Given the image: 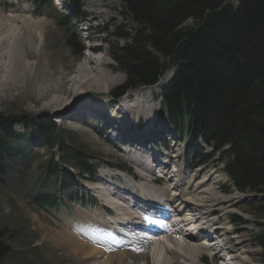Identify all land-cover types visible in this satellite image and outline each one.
<instances>
[{"label": "rangeland", "instance_id": "1", "mask_svg": "<svg viewBox=\"0 0 264 264\" xmlns=\"http://www.w3.org/2000/svg\"><path fill=\"white\" fill-rule=\"evenodd\" d=\"M38 1L39 0H0V20L29 19L44 20L46 23L44 43H42L44 50L42 51L39 49L38 52H35L36 54L27 53L24 59L26 63L38 62L37 64L39 65L42 60L45 61L47 56L63 50L65 55L68 54L70 56V61H75V64L73 63L75 65L73 67L74 70L79 63V61L75 59L80 57V55L82 56L89 53L87 45H84L85 40L83 37L85 35H82L80 32L81 27H89V31L93 33L94 36L97 35L101 38V41H94L99 42L96 45H101L103 47V53L101 51V53L98 52L99 54L94 55L95 58H99L98 60H100V56H104L106 60L105 63L117 69L116 75L121 80L120 83L111 87L106 94V99L110 100L112 105L116 104V102H120L121 105H123L121 101H123L126 96H131L135 91L139 92L142 89L141 85H132L134 83L128 77V73L123 71L124 68L122 64H124V61L116 62L112 58V55L121 58L122 51H119L121 48L128 46H130L129 48L135 47L134 52H132L133 49L129 51L132 53L129 61L126 62V64L130 62V64L133 65L132 60L134 56H139L138 51H143L142 46L138 47L137 43H133L134 41L120 40L116 37L117 32H123L126 37L137 36V33L143 29L140 28L131 17L127 16L124 5L120 0H83L81 2L80 11L85 22L88 18L92 20V15L84 5L86 2H97L101 4V10L103 11H110L106 6L111 5L112 10L110 13L118 22L115 25L107 26L105 29H103V23L95 21L98 19H93L94 21L90 23L86 22L85 25H83V23L80 24V21L83 20L80 18V20L71 17H69V19L65 17L64 19V16L68 14V9L65 10L58 7L52 0H49L47 3L43 2L38 6ZM236 1L238 0H235V2ZM230 3L232 7L235 8L232 0ZM86 14L88 18H84ZM67 20H71V23L69 24ZM76 20L79 22L77 26L74 25ZM71 26H73L74 30L71 29ZM180 26H182L181 29L190 28L194 26V23L192 20L187 19L184 20ZM120 27L124 29L118 31ZM75 37L78 38L80 47H83V50L74 47L72 41L76 39ZM87 38H89L88 35ZM104 38H106V40L102 41ZM33 43L35 46L37 45V42ZM89 45H92V43ZM145 50H147L151 56L157 57L159 61L162 60L160 54L147 47V45ZM42 52H44V56ZM79 60H81V58ZM169 65L170 64H168V66ZM168 68L173 72L176 70L173 65H170ZM168 68L160 77V79L162 78L161 81L165 79L164 74L168 71ZM69 71H66L68 74L62 75L55 74L54 76H49L47 74L48 77L39 68H36L34 73H29L28 77H26V74L22 76V72L18 71L21 73L14 76L17 80H15V83L20 87L18 92L21 96L18 98H11L10 94L6 93L5 98L0 99V115L8 118L9 123L17 124L13 128L15 138L12 144L15 147V151L11 154V158L7 159L2 165V170H0V225L6 227L8 233H11L8 236H4L2 239L6 245L11 247V251L9 255L4 258L3 264H156L154 261L158 255L157 252L161 248L163 249L162 253L166 262L178 263L181 258L172 256L171 249L174 248V246L171 243H167L166 246L153 243L143 246L142 241L137 240V243L128 244L124 247L125 244H127L126 242H129V240L131 241V239L123 235L122 232L121 234L118 232L115 234L112 233V235L113 241L121 242L124 248L118 249L117 247L103 245L98 242L96 244L89 242L88 219L89 217H93L94 219L95 217H102L101 208L98 207L89 210L88 207L82 210L78 203L70 204L69 199L74 195V192H78V201L83 203V200L86 201L87 197L90 195L93 196L95 195L94 193L98 192L96 187H107L109 188L108 191L105 189L102 194L99 193V196L102 197V201H104L105 205L109 207L108 202H113L111 198L118 194V191L114 192L112 189H116L115 186H119L120 188L127 184H132L130 180L131 177L125 176V174L121 173L118 169L124 167L129 171L131 170L130 172H132L134 176H137V185L143 183L138 177L140 172H144L138 167H135V165L128 163L125 159L126 156L119 153V150L124 153L122 148H125L124 146L126 145L120 141L116 132V135H114L116 138H113L112 135H107L105 131H109L110 129L105 123L107 118L101 119L96 112V115H85L84 118L87 120V126L85 127H80V125L78 127L75 125H62L59 116L42 112L39 107H36L37 102H40L45 94H49V101H52L51 98H55V94L50 93L53 90L51 88L54 82L62 86L63 82H65L68 85V79L72 76ZM107 74H109V76L112 75L109 71H107ZM166 77H169V75ZM168 83L165 84L163 89H165ZM139 88L141 89L138 90ZM46 89L47 91L43 93L42 91ZM66 89L68 90V87ZM152 98L151 101L155 106V118L152 123L154 129L151 132V136L147 137L158 140L162 138V136H160L163 135L162 132L165 134V136L156 143L157 148L158 145L166 147V149L161 148L159 150L158 156L165 154L166 157L162 158L167 159L170 167H175L187 175L184 177L191 178L194 171L199 169L195 172V176L197 177L198 175L199 177H197L194 182L198 190L196 188H192L191 190L193 199L200 200L203 197L205 198V195H201L204 191L209 192L219 199L217 202H220V205L213 209V212L216 213L215 216H221L213 218L211 220V226L205 227V230L208 232L218 228L217 232H220L219 235H221L219 243L223 245L225 238L229 243V248L234 250H236V248L232 244V238L240 237L245 239L248 248L253 252L248 257V264H264V249L260 244V239L264 240V194H255L250 190H237L224 172V163L220 161L221 154L219 152L214 153L209 145L207 146L200 140L195 142L193 148L195 150L201 149L203 154L210 158L206 164L194 167L193 165L196 160L192 157H188L187 154V149L189 147L188 138L178 135L177 130H175L174 133V129L169 124L168 118L163 114L164 102L162 99L160 102L161 97ZM97 99L100 100L101 98ZM106 99H103V101H107ZM48 100L44 99L45 103L41 101V104H43L42 106L48 104ZM85 102L90 103L89 99H86ZM96 102L97 100H93V103ZM23 119H26V121H48L50 124L54 125L56 137L52 135L48 138L33 136L32 132H29V129L26 131L20 123H16L17 120L23 121ZM140 122L141 126L137 125L136 127L135 125L131 128L132 131L130 133L133 136L145 134L144 129L146 124L144 123V119ZM168 125H170L172 129ZM159 126L160 128H158ZM31 131L33 130L31 129ZM155 134L160 135L155 136ZM108 137L116 139V141L110 143L107 141L110 140ZM137 139L140 142V138ZM48 140L50 143H47ZM52 141L58 143V148L57 146L51 148L50 144ZM128 144L137 146L134 145V143H127V145ZM155 146L153 147L154 153H156ZM147 147L150 148L151 146L148 145ZM154 153H152V155ZM173 155L178 156V158H172ZM190 155H192L191 152ZM84 164H88L89 171L92 170L94 173H92L93 175L83 172L81 167L84 166ZM151 164L154 170H151L148 175L144 173L146 177L148 179L153 177L157 178L159 176L164 178L165 176L158 173L159 169L155 168V164ZM59 166H63V168L61 169ZM184 168H187V170L185 171ZM59 169L65 171L64 173L67 176L66 185L68 186H66V188L61 184V179H65V176L61 174L62 171ZM202 169H205V173ZM57 172L58 176H54L53 174ZM203 173H215L214 176L211 175V181L215 183L214 188L208 190L209 183L201 186L204 181H201L200 176H203ZM106 177L110 180L119 177V180L115 179L109 181ZM92 179H95L96 187L89 183V180ZM180 179L181 177L172 179L171 183L170 181H165V185L161 184L159 186H153L148 183V190L152 191L158 197H164L166 199V194L163 193V190L172 187V183H174L179 184V186L178 188L174 187L176 190L173 192L177 194L185 193L184 195L191 198V195L186 191L187 186L180 182ZM122 181L124 182L122 183ZM109 182L112 183V189L107 185ZM199 184L201 185L199 186ZM47 192L52 195V198L61 201L63 207H60V210L50 213L43 209L42 204L34 203L36 196ZM184 195L182 196L184 197ZM125 199H127V197ZM97 203L98 206H102L98 201ZM117 204L124 206L122 202ZM204 205L205 204L201 203L199 207L204 210ZM190 207L195 208L193 206ZM195 209L197 210L195 211L197 214L202 212L197 208ZM135 216L138 215L135 214ZM225 216L226 218L224 219ZM200 220L205 221V216L202 215V219ZM64 223L66 225L65 227H63ZM75 223L77 226L74 225ZM95 229H98V227ZM105 229L106 232L103 234H107L108 229L106 227ZM113 230L115 229H109L110 232H113ZM230 230H232L233 233L226 235V232ZM66 236L69 237L68 242L65 238ZM181 237L183 238V236L179 238L182 239ZM135 240L136 239H134V241ZM217 244L218 242L214 245ZM89 247L98 249L97 251L100 252L102 258L98 257V259H91ZM135 249L139 250L137 251ZM189 249L197 254L196 258L187 261L189 264H193L194 262H196V264H220L221 262V258L216 259V261L212 259V256H214V258L215 256L218 257L217 251H212L209 255L208 252L201 253L191 249L190 246ZM215 249L218 250V246L215 247ZM123 251H125L124 255L122 254ZM230 255H232V258H235L230 264H241V260L238 258L241 255H239L238 251L231 252ZM109 256H114V260L110 263L106 259ZM201 257L207 262H203ZM104 259H106V261Z\"/></svg>", "mask_w": 264, "mask_h": 264}, {"label": "trees", "instance_id": "2", "mask_svg": "<svg viewBox=\"0 0 264 264\" xmlns=\"http://www.w3.org/2000/svg\"><path fill=\"white\" fill-rule=\"evenodd\" d=\"M48 1L39 0L38 6ZM63 1L74 15L81 13L83 0ZM120 1L127 16L143 29L137 36L117 32L116 37L134 41L143 51L134 56L133 65L126 62L135 47L121 48V58L112 55L113 60H123V71L132 85L142 87L155 86L163 72L175 66L160 99L169 124L178 135L188 138L186 153L196 160L194 167L206 164L210 158L193 148L200 140L221 154L224 172L237 190L264 194V0H238V5L232 1L235 8L231 0ZM187 19L194 26L181 29L180 24ZM72 43L80 49L76 39ZM146 45L162 60L151 56ZM16 123L33 136H55L54 125L46 120L23 119ZM15 125L0 115V170L15 151ZM50 145L55 148L58 143L52 141ZM81 168L85 174L93 173L88 164ZM61 169L65 176L61 184L66 188L67 176ZM53 175L58 176V172ZM56 201L48 192L34 199L35 204L51 208ZM9 234L0 225V264L11 251L2 240ZM260 244L264 249L263 239Z\"/></svg>", "mask_w": 264, "mask_h": 264}, {"label": "bare ground", "instance_id": "3", "mask_svg": "<svg viewBox=\"0 0 264 264\" xmlns=\"http://www.w3.org/2000/svg\"><path fill=\"white\" fill-rule=\"evenodd\" d=\"M232 1L235 2V0ZM235 3L236 5H238V1H236ZM84 5L88 10V12L92 15V20H90L86 14L85 18H88V20L86 21L87 23L93 22L95 19H98L95 21H98L99 23H103V29H105L107 28V26L115 25L118 22V20H115L113 15L110 13V11L112 10L111 5H107V6L105 5L106 8H108L110 11L101 10L102 5L98 4L97 2H92V3L86 2ZM67 22L70 24L71 20H67ZM86 22L84 20L80 21V23L81 24L83 23V25H85ZM78 23L79 22L75 21L74 25L77 26ZM45 29H46V23L44 20H29V19L0 20V99H4L6 93H9L11 98L13 97L18 98L21 96L20 93L18 92L20 87L15 83L16 77L14 76V75H18L21 72H22L21 73L22 76L26 74V77H28L29 73H34L35 69L39 68L48 77V75L54 76L55 74L58 75L68 74L66 73V71L70 70L69 72L71 73L72 76L68 79V85L65 82H63V86L61 84H57L54 82L51 88L53 90L50 93L55 94V98L54 99L51 98L52 101H49L48 100V98L50 97L49 94H45L41 99V101L45 103L44 99L48 100V104L42 106L43 104H41L40 101L37 102L36 107H39V109L42 112H47L59 116L60 123L62 125H75L76 127H78L79 125L80 127L87 126V120L84 118L85 115H96L98 113L101 119L107 118L105 123L106 126L110 128L109 132L110 133L116 132L117 136L120 138V141L124 143V145L128 146L127 148L123 149L124 153H122L121 150L118 149L120 154H124L126 156L125 159L128 161V163L135 165V167H138L144 173H147V175L151 172V170H154L153 165L151 164L153 163L155 164V168L159 169L158 173H161L162 176H164V174L160 172V170L161 167L167 168V166H164L165 165L163 162L164 158H162V157H166V155L162 154L158 156L159 152L154 153L153 147L156 145L157 142H159L165 136V134L163 132H162L163 135L155 134V136L157 135L162 136V138L158 140H154L153 138H148L151 136V132L154 129V127H152V123L155 118V106L153 105L151 98L153 97L152 99H154L155 97L158 96L160 98L159 90L160 89L162 90L165 84L172 78L173 71L171 70L166 71V73L164 74L165 79H163L162 81L160 80L155 86L142 87V89L139 88L138 90L141 89L139 92L135 91L133 95L126 96L123 99V101H121L123 105H121L120 102L119 103L116 102V104L112 105L110 103V100L108 101L106 99L107 98L106 94L109 92L111 87L120 83L121 80L116 75L117 69L105 63L106 60L104 56L103 57L100 56V60H98L99 58H95L94 56L95 54L97 55L101 52L103 53V47L101 45H96L99 42H94V41L97 40L101 41V38H99L97 35L94 36L93 33L89 31V27H81L80 32L82 35H85L83 37L84 40L86 39L87 35L89 36L87 40L89 41V44L92 43V45H89L88 54L82 56L80 55V57L75 59L76 61L78 60L79 63L76 65L74 70L73 67L75 66L74 65L75 61H70L69 59L70 56L68 54L65 55L63 50H61L60 52L57 51L47 56L45 61L42 60V62H40L39 65L37 64L38 62L26 63L24 59L26 58L27 53L34 54L36 51L38 52L39 49H41L42 51L44 50L42 43H44ZM71 29L74 30L73 26H71ZM87 40H85L84 42L85 46L87 45L86 44ZM104 40H106V38L102 39V41ZM76 41L80 46L78 38H76ZM33 42H37V45L35 46ZM79 50H83V47H80ZM42 55L44 56V52H42ZM80 58L81 60H79ZM107 71H109L113 76L112 75L109 76V74H107ZM168 75L169 77H166ZM67 87L68 90L66 89ZM46 91L47 89L43 90L42 92L45 93ZM97 98H101L102 100L101 99L99 100ZM86 99L87 100L89 99L90 103L85 102ZM103 99H106L107 101H103ZM93 100H97V102L93 103ZM142 119H144L145 121L144 123L146 124V127L144 129L145 134L141 136L139 135L133 136L130 133L132 131L131 128H133L135 125L136 127L137 125L141 126L140 121H142ZM168 126L170 127V125ZM158 128H160V126ZM136 137L140 138V142ZM107 141L110 143H114L116 139L107 140ZM127 143H134V145L137 146H133V144L127 145ZM142 145H146V147L141 151L137 150ZM148 145H150L151 147L150 148L147 147ZM155 147L157 149V145ZM152 153L154 154L152 155ZM149 155H152V158H149L148 157ZM172 158L177 159L178 156L173 155ZM167 165H169V162H167ZM197 170L199 169H196L193 175L191 176V178H189V177H184L187 175H185L175 167H172L171 173L174 174L172 175L173 177H170V179H168V181H170L171 178L176 179L181 177L180 182H182L184 185L187 186L186 191L191 195V198L187 197V195H184L185 193H181L178 195L177 193L173 192L176 190V188L173 189L172 187H168L163 190L164 191L163 193L166 194L165 195L166 199H164V201H166L167 203H173L175 205L174 208H169L168 220H170L172 224L179 222L181 220V223L184 226V230L180 234L181 236H183V238L181 237L182 239L179 238L180 236L178 235V232L176 231L173 232V230L172 232H168L165 234V237H167L166 243L168 244L171 243L174 246V248L171 249V253L173 254L172 256L179 257L181 258V260L178 263L177 262L170 263L168 261L166 262L162 253L163 249L161 248L157 252L158 255L156 256V260L154 261V263L156 264H189L187 261H190V259L197 257L196 253L190 251L189 246L191 247V249L197 250L198 252L201 253L208 252V254L210 255L212 251H217L218 254V250L215 249V247H217L218 244L214 245L216 244L217 241L213 243V240H210L209 245L205 246L206 238L209 236L208 234L209 231L207 232L205 230V227L211 226L210 224L213 218L215 217L218 218L219 216H221V215L215 216L216 213L213 212V209H215L218 205H220L219 204L220 202H217L219 201L217 197L205 191L201 193L202 196L203 195L206 196L205 198L203 197L200 200L193 199V193L191 191L192 188H196L198 190V188L195 187L194 184L196 178L199 177L198 175L197 177L195 176V172ZM202 171H204L205 173V169L204 170L202 169ZM124 173L125 175H133L132 173L129 172H124ZM144 173L140 172L138 177V179H140L143 182L137 185L138 187H141L140 191L142 193L141 196H138V199L144 198L147 200L148 197H154V201H160L161 198L164 197L160 198L157 195H155L152 191L148 190V183L151 182L150 180L152 178L148 179ZM204 173L203 176H200L201 181L204 182L202 183V185L199 184V186L200 185L203 186L206 183H209L210 187L208 186V190L214 188L215 183L211 181L212 179L211 175L214 176L215 173H211V174H204ZM89 183H94V181L89 180ZM175 187L178 188V186ZM115 188L116 189L113 188L112 191L115 192V190L119 189V186H115ZM96 189H98L100 191V194H102L105 189L108 191L109 188L96 187ZM122 190L124 191L129 190L130 193H134L135 190H137V187L134 185H126L122 188ZM182 195H184V197ZM125 196L127 197L128 194L123 193V195L120 196V198L123 200L122 203L124 204V206L118 205L117 203H113L110 201L108 202V206L110 208L117 209L116 211L118 210L120 211L121 216L125 217L126 226L129 225L142 226L140 222L147 221L146 217L143 214H141L140 211H135V209L138 208V205L137 204L131 205L129 200L125 199L126 198ZM98 197H99V202H102V197L101 196ZM170 198H173L175 201H172ZM201 203L205 204L203 206L204 210H202L199 207ZM103 204L105 205L104 201ZM179 205L182 206V208L184 209L183 212L177 209ZM190 206H193L201 210L202 212L197 214L195 212L197 210ZM135 214H137L138 216H135ZM202 215L205 216L206 219L205 221L200 220L202 219ZM225 218L226 216L224 217V219ZM87 225L89 227L90 243L96 244L98 242L103 245L105 244L111 247H118L120 245H123L121 242H117L115 240L113 241V235L109 231V229L107 231V234H103L106 232L105 227L107 228V224L100 217H95V219L93 217L91 218L89 217ZM97 227L98 229H95ZM212 231H214V234L216 235H219L220 233L217 232L218 228L213 229ZM164 232H166V229ZM228 234L229 231L226 232V235ZM201 235L203 237H201ZM65 238L68 242L69 237L66 236ZM131 239L132 241H134V238L131 237ZM232 239H231L232 244L236 248V250L231 248H229V250H231V252L238 251L239 255H241L238 257L239 260H241V264H248V257L253 252L248 248L247 244L245 243V239L240 237H234ZM137 240L142 241L143 246H147L149 244L148 240H144V239L142 240L137 239ZM226 242L228 243L227 240ZM97 250L98 249L94 247H89V253L91 259H98V257L102 258V255ZM122 254L124 255L125 251H123ZM114 256H109L105 258L110 263L114 260L113 259ZM218 258L220 259L219 256L216 259ZM106 259L104 260L106 261ZM234 259L235 258H233V260ZM230 261L232 262V260ZM193 264H196V262H194Z\"/></svg>", "mask_w": 264, "mask_h": 264}, {"label": "snow or ice", "instance_id": "4", "mask_svg": "<svg viewBox=\"0 0 264 264\" xmlns=\"http://www.w3.org/2000/svg\"><path fill=\"white\" fill-rule=\"evenodd\" d=\"M135 250H137V251H138L139 249H135Z\"/></svg>", "mask_w": 264, "mask_h": 264}, {"label": "clouds", "instance_id": "5", "mask_svg": "<svg viewBox=\"0 0 264 264\" xmlns=\"http://www.w3.org/2000/svg\"><path fill=\"white\" fill-rule=\"evenodd\" d=\"M236 7V6H235Z\"/></svg>", "mask_w": 264, "mask_h": 264}]
</instances>
